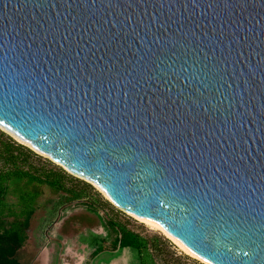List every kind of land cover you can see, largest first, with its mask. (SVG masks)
<instances>
[{"label":"water","instance_id":"95a60500","mask_svg":"<svg viewBox=\"0 0 264 264\" xmlns=\"http://www.w3.org/2000/svg\"><path fill=\"white\" fill-rule=\"evenodd\" d=\"M0 129L205 264H264V0H0Z\"/></svg>","mask_w":264,"mask_h":264},{"label":"trees","instance_id":"16d2710c","mask_svg":"<svg viewBox=\"0 0 264 264\" xmlns=\"http://www.w3.org/2000/svg\"><path fill=\"white\" fill-rule=\"evenodd\" d=\"M44 189L59 194V199L51 200L54 212L67 203H79L99 216L101 211L104 213L100 219L107 234L100 236V242L90 245L94 256L130 250L139 264H199L189 263L187 256L178 255L167 238L145 234L118 220L102 207L112 204L98 199L90 183L79 180L1 129L0 264H20L16 255L30 237L32 221L42 207Z\"/></svg>","mask_w":264,"mask_h":264},{"label":"rangeland","instance_id":"374dc122","mask_svg":"<svg viewBox=\"0 0 264 264\" xmlns=\"http://www.w3.org/2000/svg\"><path fill=\"white\" fill-rule=\"evenodd\" d=\"M79 180L85 181L81 178ZM93 188L98 199L103 198V201H109L95 186ZM55 199H59V194L44 189L40 200L42 207L32 221L30 237L16 255L20 264H139L137 256L130 250L116 253L105 252L94 256V248H90V245L100 242V236L105 237L107 234L104 222L100 219L104 213L101 211L99 216L98 212L79 203H67L54 212L51 200ZM102 207H106L110 214L130 227L137 228L148 235L159 234L167 238L172 244L171 248L178 255L187 256L189 263L196 261L199 264H205L186 253L160 229L138 220L114 204L102 205Z\"/></svg>","mask_w":264,"mask_h":264},{"label":"bare ground","instance_id":"6f19581e","mask_svg":"<svg viewBox=\"0 0 264 264\" xmlns=\"http://www.w3.org/2000/svg\"><path fill=\"white\" fill-rule=\"evenodd\" d=\"M137 218L138 220L152 226V227H155L157 229H160L164 234H166L170 239H173L186 253H188L189 255L195 257L193 254H191L182 244H180L175 238H173L172 236L168 235L167 232L164 230V228H162V226H160V224L154 222V221H145L141 218H138V217H135Z\"/></svg>","mask_w":264,"mask_h":264}]
</instances>
